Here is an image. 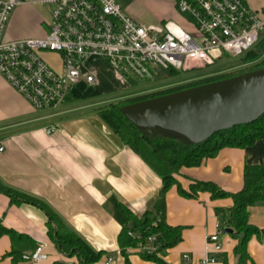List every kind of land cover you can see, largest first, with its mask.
<instances>
[{
    "label": "crops",
    "instance_id": "0c3cea01",
    "mask_svg": "<svg viewBox=\"0 0 264 264\" xmlns=\"http://www.w3.org/2000/svg\"><path fill=\"white\" fill-rule=\"evenodd\" d=\"M256 8H264V0H248ZM41 0H20L9 17L7 38L46 35L49 21L44 19ZM155 15L158 22L165 18L182 17L175 11L174 0L160 3ZM140 19V6L131 0L125 7ZM55 57V54L50 53ZM96 77L102 64L111 66L104 57L90 60ZM94 64V67H93ZM108 65V66H107ZM96 69V71H95ZM100 70V71H99ZM115 73V72H114ZM113 77H118L116 73ZM115 80V79H114ZM88 83L78 82L64 105L55 112L36 111L27 98L0 73V180L47 203L66 224L81 234L89 245L103 250L92 264H126L118 236L121 223L111 212L110 199L122 200L135 214L152 209L162 187V177L129 145L101 116L103 101L79 99L77 88ZM90 85V84H89ZM59 123L60 130L47 132L50 123ZM245 163H264V139L242 146L220 148L212 157L197 165H184L177 174L180 183L189 187L190 180L210 179L226 190L243 186ZM167 221L183 225V238L169 247L163 256L175 264H197L207 254V237L220 223L215 207L228 208L233 198H212L201 191L198 198L181 195L176 185L166 195ZM249 220L264 227V202L248 207ZM0 218L4 224L33 237L44 245L47 256L38 262L24 259L19 264H53L64 261L79 264L76 256L57 249L48 233V214L39 204L24 199L12 200L0 189ZM224 243L218 252L220 264H264V233L247 239L248 258L235 254L238 237L232 232L220 234ZM11 237L0 235V264H14L8 254ZM184 253H189L188 259ZM108 256L112 260L107 261ZM131 264H160L132 252Z\"/></svg>",
    "mask_w": 264,
    "mask_h": 264
},
{
    "label": "built area",
    "instance_id": "2783aa9c",
    "mask_svg": "<svg viewBox=\"0 0 264 264\" xmlns=\"http://www.w3.org/2000/svg\"><path fill=\"white\" fill-rule=\"evenodd\" d=\"M41 1L52 4L46 35L7 38L9 17L20 0H0V73L36 111L55 112L78 82H96L90 63L94 57H104L130 81V88L139 80L144 88L135 93H142L158 88L167 76L161 75L163 70L208 66L225 52L242 55L264 35V8L248 0H174L184 24L172 17L144 23L118 0ZM50 53H56L57 65ZM60 129L58 122L46 127L47 132ZM216 227L207 237V254L197 264H220L217 253L224 248L220 239L224 228L219 222ZM154 237L139 243V248L156 250ZM46 256L39 243L23 258L38 262Z\"/></svg>",
    "mask_w": 264,
    "mask_h": 264
},
{
    "label": "trees",
    "instance_id": "16d2710c",
    "mask_svg": "<svg viewBox=\"0 0 264 264\" xmlns=\"http://www.w3.org/2000/svg\"><path fill=\"white\" fill-rule=\"evenodd\" d=\"M241 56L248 59L250 63L238 69L218 73L203 74L201 71H193L197 74L177 84L163 86L148 92L121 96L99 106V112L105 121L111 125L122 139L141 154L145 161L162 177L163 185L152 209H147L141 214L133 213L122 200L120 201L115 197L110 199L111 212L121 223L118 242L126 264H131L129 255L132 252L139 254L144 259L157 261L160 264H175L168 262L163 257L169 247L176 245L183 238V225L172 224L167 221L166 195L173 185L177 186L181 195L187 197L198 198L201 191H207L212 198L228 196L233 198V203L227 209L216 206L215 212H217L223 228L225 226L234 228L232 234L239 239L234 252L241 260H246L249 255L246 247L249 236L252 234L260 236L264 233V227H259L249 220L248 211L249 205L264 202V163H245L244 183L236 191L224 189L213 179L192 178L189 187H185L177 178V174L181 173L182 166L197 165L204 158L217 154L220 148L227 146L242 147L257 141V139H264V113L256 118V121L227 127L214 132L206 140L193 143L182 136L162 130L145 132L135 123H132L120 108L122 104L133 102V100L144 99L148 96L164 94V92L178 90L182 87L224 78L243 70L264 65V35L252 49L244 52ZM217 63L218 61L214 64ZM181 71L185 70L167 69L168 73L173 74H178ZM0 189L6 192L13 201L30 200L47 211L49 218L47 231L57 249L64 254L76 256L79 264H92L93 261L101 257L103 250L91 247L84 237L70 228L62 218H59L47 203L31 194L28 195L14 188L12 189L1 180ZM3 233H7L11 237V248L8 254L12 256L14 264H19V261L24 259V253L31 251L37 245L31 235L7 226L0 218V235ZM240 233H243V236H240ZM153 235L155 236L153 242L158 245L156 250L149 252L146 249L139 248V243H148V237ZM53 264L69 263L56 261Z\"/></svg>",
    "mask_w": 264,
    "mask_h": 264
},
{
    "label": "water",
    "instance_id": "95a60500",
    "mask_svg": "<svg viewBox=\"0 0 264 264\" xmlns=\"http://www.w3.org/2000/svg\"><path fill=\"white\" fill-rule=\"evenodd\" d=\"M145 132L162 130L196 143L264 113V65L120 106ZM225 226L224 234L233 232ZM243 236V233L239 234Z\"/></svg>",
    "mask_w": 264,
    "mask_h": 264
},
{
    "label": "rangeland",
    "instance_id": "374dc122",
    "mask_svg": "<svg viewBox=\"0 0 264 264\" xmlns=\"http://www.w3.org/2000/svg\"><path fill=\"white\" fill-rule=\"evenodd\" d=\"M121 2L123 7H127L128 4H130L131 0H118ZM140 6V20L144 23L146 22H153L157 23V9L160 7V3H163L164 0H136ZM258 3H262V0H257ZM175 11L176 7L174 6ZM42 13L44 15V19L46 21H50V13L52 10V4L46 3L41 4ZM178 13V12H177ZM180 15V14H179ZM180 23L184 24V20H182V17L177 18ZM51 61L54 64H58L57 57L51 56ZM54 59V60H53ZM253 62V61H252ZM250 61L248 59L243 58L241 55L234 56L229 55L228 53H224V55L218 60L217 64H211L209 66H198L194 67L192 69H186L185 71H181L178 74L168 73L167 71L163 70L161 73L162 76H165L163 82L157 86L158 88H162L163 86H169L173 84H177L178 82L188 79L189 77H192L194 74H197L193 71H201L203 74H209V73H218V72H224L228 70H234L238 69L241 66L249 64ZM108 66V65H107ZM94 67V64H93ZM101 70V71H100ZM99 76L96 77L97 81L93 84H87L83 85L77 88L78 93L81 95V98L83 100L87 99H97L98 101H103L102 104H105L106 102H109L112 99H117L121 96H127L132 95L135 93L136 90H141L144 87L140 86L139 80L132 79L133 87L130 88V81H126L125 79L121 78L118 72L115 71L113 66H104L102 64V68H100ZM96 71V69H95ZM116 73L118 77H113L112 73ZM114 73V74H115ZM115 79V80H114ZM142 82H145L144 80Z\"/></svg>",
    "mask_w": 264,
    "mask_h": 264
}]
</instances>
